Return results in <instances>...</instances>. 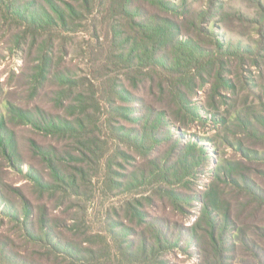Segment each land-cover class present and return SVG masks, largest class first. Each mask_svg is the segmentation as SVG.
Instances as JSON below:
<instances>
[{
  "label": "trees",
  "instance_id": "16d2710c",
  "mask_svg": "<svg viewBox=\"0 0 264 264\" xmlns=\"http://www.w3.org/2000/svg\"><path fill=\"white\" fill-rule=\"evenodd\" d=\"M200 1L0 0V264H264V83L223 93L264 62V0L248 42ZM59 192L125 202L80 240Z\"/></svg>",
  "mask_w": 264,
  "mask_h": 264
},
{
  "label": "rangeland",
  "instance_id": "374dc122",
  "mask_svg": "<svg viewBox=\"0 0 264 264\" xmlns=\"http://www.w3.org/2000/svg\"><path fill=\"white\" fill-rule=\"evenodd\" d=\"M263 1V0H259ZM204 3L200 0H194L195 7H202ZM259 14V7H258V0H226L224 5V13L223 16H216V22L218 27L222 29L223 33L227 31V35L230 38L243 40L244 42H248L252 40V37H255L256 30L255 25L251 22V19L258 17ZM88 33L87 31H85ZM85 32L76 33L75 42H83L85 39H88V35ZM18 65L19 60L8 56L4 59V62L0 65V70L9 67L7 64ZM259 65V64H258ZM237 70L239 73H237ZM8 71L3 73L2 81L8 75ZM229 78L235 80H241V83H237V87L234 92L231 90H223L224 94L230 95L238 99V101H243L246 98L247 91L254 92L256 95L253 97L250 96L249 101H259V96L262 90L260 89V84L264 83V62L260 61V65L257 66L255 64H248L245 65L244 68H237L232 67L231 71L227 72ZM201 99L204 100L203 94H201ZM257 97V98H256ZM224 109V108H223ZM226 146L223 145L222 149L224 155L226 157H231L232 151L230 148H225ZM103 180V178H102ZM23 183V182H22ZM20 183V184H22ZM19 185V184H18ZM98 188L104 187L102 183L99 184ZM34 193V192H33ZM139 197V196H138ZM46 198H48L46 196ZM125 198L118 195H110L109 197L100 196L98 199L93 203H88L85 200V196L83 197H64L62 193L53 194V199H50V207L53 209L55 213H57L62 219H71L72 217L75 218L74 224L80 225V233L74 234L79 235L80 240H85V236L96 238L98 231H100L101 227L104 229V225L100 223V219L97 212V208L100 204L105 206H119L123 205L125 202ZM97 203V204H96ZM86 204L92 205L90 207L87 214L85 211L79 209L80 206H85ZM102 209V207H101ZM100 233V232H99ZM103 234V233H102ZM120 259V258H119ZM117 264H132L127 262L118 261Z\"/></svg>",
  "mask_w": 264,
  "mask_h": 264
}]
</instances>
